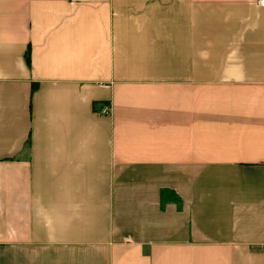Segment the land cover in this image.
<instances>
[{
	"label": "crops",
	"instance_id": "1",
	"mask_svg": "<svg viewBox=\"0 0 264 264\" xmlns=\"http://www.w3.org/2000/svg\"><path fill=\"white\" fill-rule=\"evenodd\" d=\"M263 247L257 0H0V264Z\"/></svg>",
	"mask_w": 264,
	"mask_h": 264
},
{
	"label": "built area",
	"instance_id": "2",
	"mask_svg": "<svg viewBox=\"0 0 264 264\" xmlns=\"http://www.w3.org/2000/svg\"><path fill=\"white\" fill-rule=\"evenodd\" d=\"M257 2L261 8H264V0H257ZM110 113H111V105L110 104H104L103 106H101L99 111L96 112V114L98 116H101V117L110 116ZM261 251L264 254V247L262 248Z\"/></svg>",
	"mask_w": 264,
	"mask_h": 264
}]
</instances>
